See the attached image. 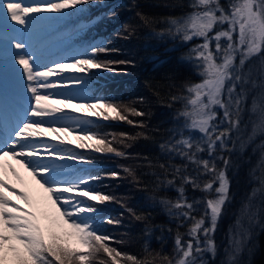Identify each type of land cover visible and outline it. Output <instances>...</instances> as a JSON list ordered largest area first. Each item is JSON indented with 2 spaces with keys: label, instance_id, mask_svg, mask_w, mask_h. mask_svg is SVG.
I'll list each match as a JSON object with an SVG mask.
<instances>
[{
  "label": "snow or ice",
  "instance_id": "snow-or-ice-1",
  "mask_svg": "<svg viewBox=\"0 0 264 264\" xmlns=\"http://www.w3.org/2000/svg\"><path fill=\"white\" fill-rule=\"evenodd\" d=\"M87 2L7 0L6 3L0 2V9L3 10L0 23L6 26L10 18L15 24L27 28L42 19L34 14L62 13ZM192 8L193 11L184 17L169 18V23L176 33L182 34L185 41L193 37L203 38V43L193 49L203 79L188 86L190 95L187 105L190 108L180 115L186 118V127L203 134L201 142L206 143V149L201 148V142L194 144L189 138L161 145V148L176 151L198 168L202 166L203 172L211 177L203 183L202 188L198 178L185 176L183 180L201 188L206 194L211 195L214 191L215 196L206 200L205 214L199 219L191 215L194 205L183 198V187L180 188L181 199L174 204L162 201L177 210L187 209L180 215L193 221L187 233L189 239L185 240L184 234L177 233L176 256L174 259L164 256L162 260L166 264H196L197 257L202 253H216L213 233L230 199V180L226 175L230 160L224 158L225 167L218 168L211 157L217 147L227 148L230 133L239 128L248 93L245 85H256L252 70L245 71L244 68L249 59L264 52V0H230L227 6L222 5L220 0H194ZM224 24H227V28L211 35L216 27ZM225 39L226 45L222 43ZM212 41H215V51L210 47ZM25 47V43H15L16 49L23 50ZM109 51L107 46H91L90 54L73 57L69 62L53 61L49 64H42L35 53L14 54L15 62L22 68L27 81L31 102L18 117L13 134L7 139L0 138V264H106L101 258L102 254L111 258L112 264H120L121 258L132 264H152L151 259L140 260L111 247L113 237L102 233L97 205L115 200L114 196L105 194L102 187L91 186L103 176L90 173L81 175L78 169L57 163L85 160L83 153L68 147L74 143L67 138L68 134L75 135V148L125 155L111 141L86 129V121L72 118L70 114L86 110L88 116L103 120H127L123 114L125 112L133 115L142 113L134 107L115 104L105 98H93L91 102L77 104L75 101L81 97L71 95L61 99L57 97L66 94L55 91L69 84L82 83L80 77L64 76L66 72L90 73L93 69L115 71L114 65L126 63L101 60L100 54ZM260 76L261 103L257 104L254 98L252 105L253 112L259 108V124L254 125V132L257 129L264 131V58L261 59ZM217 108L223 110L222 117L218 116ZM65 118H69L70 122L58 127ZM217 119L220 120L219 125L215 123ZM128 123L133 121L128 120ZM121 136L126 137L127 134L122 133ZM205 150L210 159H198L196 154ZM11 161H16L29 173L42 190L39 197L31 196L23 187L16 186L21 177ZM176 171L179 172L180 168ZM9 174L15 181L9 179ZM107 175L116 178L119 174L111 172ZM261 184L264 185V178ZM257 191L253 190L249 200ZM249 209L250 204H245L244 211ZM106 223L119 224L120 220L108 218ZM246 237L247 233L244 238L233 241L236 252L240 251Z\"/></svg>",
  "mask_w": 264,
  "mask_h": 264
},
{
  "label": "trees",
  "instance_id": "trees-1",
  "mask_svg": "<svg viewBox=\"0 0 264 264\" xmlns=\"http://www.w3.org/2000/svg\"><path fill=\"white\" fill-rule=\"evenodd\" d=\"M94 1L84 13L59 29L75 40L71 50L90 54L91 46H107L111 51L100 54L101 60L126 62L114 65L115 71L101 69V74L95 73L98 79L90 90L97 98L134 107L143 115L125 112L127 120L98 122L101 133H106L113 146L125 155L89 152L100 161L85 168L83 174H119L116 178L103 176L91 185L102 187L105 194L115 197L113 201L97 205L99 227L103 234L113 237L110 246L140 260L151 259L152 264H166L162 260L164 256L172 259L176 256L177 233L189 239L187 233L193 221L180 215L187 209L177 210L162 201L174 204L181 199L183 187V198L194 205L191 215L199 219L205 214L206 200L215 196L214 191L211 195L201 191L203 183L211 178L202 166L198 168L176 151L161 148L183 138L191 139L194 144L202 140L198 130L186 127V118L180 115L189 106L188 86L202 79L193 51L202 39L193 37L185 41L169 23V18L192 12L194 0ZM220 2L224 5L226 0ZM262 58L264 52L247 63L261 62ZM252 79L256 85H245L248 93L239 128L230 133L227 148L217 147L211 157L218 168L225 167L224 158L230 160L226 168L230 199L213 233L215 255L204 252L197 257L196 264H264V185L261 184L264 131H253L254 125L259 124V108L252 111L254 98L257 104L261 103L260 68L252 74ZM122 133L127 136L122 137ZM201 148L206 149L205 142H201ZM196 155L198 159H210L206 150ZM185 176L198 178L201 188L185 182ZM254 189L259 191L249 200ZM245 204H250L248 211H244ZM108 218L119 219L120 223L108 224ZM245 233L247 237L236 252L233 241L244 238ZM101 258L106 264H112L106 254ZM120 264L132 262L121 258Z\"/></svg>",
  "mask_w": 264,
  "mask_h": 264
},
{
  "label": "rangeland",
  "instance_id": "rangeland-1",
  "mask_svg": "<svg viewBox=\"0 0 264 264\" xmlns=\"http://www.w3.org/2000/svg\"><path fill=\"white\" fill-rule=\"evenodd\" d=\"M0 2L6 3L7 0H0ZM95 2L96 1L94 0H88L87 3L82 5H77L73 9L64 10L62 13L48 12V13L34 14L35 16L42 17V19L36 20L35 23H33L27 28L15 24V22H12L10 18L8 19L6 26L0 23V138L7 139L9 138L10 135L13 134V126L17 123L18 117L23 111L27 110V105L31 102V93L27 91V86H26L27 81L23 76L22 68L15 62L14 54L17 52L35 53L41 58L42 64H49V62H53V61L69 62L71 59L69 58L63 59L60 57L57 58L53 54L57 52L56 50H59L60 48L59 45L63 44L68 37L52 36L46 38L41 36L47 30L53 32V29L56 26L55 22L67 20L70 14H75L77 12L78 13L84 12V9H87L89 6H92L93 4H95ZM229 3L230 0L229 1L226 0L225 2L226 6ZM2 15H3V10L0 9V16ZM222 28H227V24L216 27L213 33H211V35H214L215 31H219ZM50 38H56L55 42L50 43L48 41ZM201 39L202 41L200 42V44L203 43V38L201 37ZM18 42L25 43L26 44L25 49L23 50L16 49L15 43ZM222 43L226 45L227 43L226 39L222 40ZM210 47L213 51H215V41L211 42ZM221 57H222V53H221ZM260 67H261V62L253 61L247 63V65H245L244 70L248 71L249 69H251L253 74ZM92 71H96V69L91 70L90 73H77V72L64 73V76L66 77H80L82 83L79 85L69 84L64 88L55 90L66 94L65 96L57 97V98L63 99V98H69L71 95H76L81 97V99L75 101V103L77 104L91 102L93 98H91L90 95L88 94V90H85L84 88H87L86 86H88L87 85L88 78L94 79V74L92 73ZM201 80L197 83H200ZM225 95L227 94L225 93ZM188 108H190V106H188ZM217 112L219 117L223 116L222 109L217 108ZM70 116L72 118L78 117L81 121H86L87 123L84 124V127L87 125L90 126L89 129L93 132H96L100 138L109 140L107 138L106 133L102 134L100 127L98 128L97 125L98 122L106 121V120H103L102 118L88 116L86 114V110L83 112L71 113ZM67 122H70L69 118H65V120L62 121L61 124H58L57 126L58 127L62 126ZM215 123L219 125L220 120L217 119ZM72 126L75 127V123H73ZM199 134L200 137L202 138L203 134L200 132ZM67 138L72 139L74 141L73 145H69L68 147H73L76 152L83 153V155L85 156V160L84 161L65 160V161H57V163L67 165L69 168H72L76 164L75 166L76 169L90 166L94 162L99 163L97 161H100V158H93L96 157L97 155L89 154V152L93 154L95 151L75 148V135L68 134ZM89 142L91 143L92 141ZM11 163L16 168L17 171L18 169H21L20 172L21 181L16 182V186L23 187L26 191L29 192L31 196L39 197L42 194V190L39 189V186L36 185L35 181L32 179L29 173L25 169L20 167L16 163V161H11ZM109 173L111 172H106L103 174V176L105 178H108L109 175L107 174ZM9 179L13 181L15 180V178L11 177V174H9ZM13 199L16 198L13 196Z\"/></svg>",
  "mask_w": 264,
  "mask_h": 264
},
{
  "label": "bare ground",
  "instance_id": "bare-ground-1",
  "mask_svg": "<svg viewBox=\"0 0 264 264\" xmlns=\"http://www.w3.org/2000/svg\"><path fill=\"white\" fill-rule=\"evenodd\" d=\"M18 173H19V175H20V172H21V169H18V171H17ZM15 181V180H14Z\"/></svg>",
  "mask_w": 264,
  "mask_h": 264
}]
</instances>
